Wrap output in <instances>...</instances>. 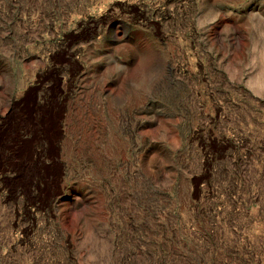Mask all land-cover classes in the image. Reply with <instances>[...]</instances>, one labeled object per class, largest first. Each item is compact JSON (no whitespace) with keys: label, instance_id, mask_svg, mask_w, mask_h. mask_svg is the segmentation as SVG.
Returning <instances> with one entry per match:
<instances>
[{"label":"rangeland","instance_id":"obj_1","mask_svg":"<svg viewBox=\"0 0 264 264\" xmlns=\"http://www.w3.org/2000/svg\"><path fill=\"white\" fill-rule=\"evenodd\" d=\"M0 264H264V0H0Z\"/></svg>","mask_w":264,"mask_h":264},{"label":"crops","instance_id":"obj_2","mask_svg":"<svg viewBox=\"0 0 264 264\" xmlns=\"http://www.w3.org/2000/svg\"><path fill=\"white\" fill-rule=\"evenodd\" d=\"M20 102H21V100H20ZM18 103H19V102H18ZM18 103H17V104H18Z\"/></svg>","mask_w":264,"mask_h":264}]
</instances>
